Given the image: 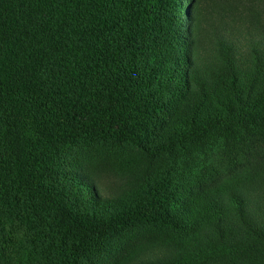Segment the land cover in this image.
<instances>
[{"label":"trees","instance_id":"trees-1","mask_svg":"<svg viewBox=\"0 0 264 264\" xmlns=\"http://www.w3.org/2000/svg\"><path fill=\"white\" fill-rule=\"evenodd\" d=\"M255 130L264 0H0V264H237L252 237L264 247L262 157L184 206L168 171L112 189L77 158L177 164Z\"/></svg>","mask_w":264,"mask_h":264},{"label":"rangeland","instance_id":"rangeland-1","mask_svg":"<svg viewBox=\"0 0 264 264\" xmlns=\"http://www.w3.org/2000/svg\"><path fill=\"white\" fill-rule=\"evenodd\" d=\"M183 22L186 27L190 26L185 16ZM216 90L222 91L221 87ZM178 156L180 159L177 164L165 160L152 162L136 150L123 147L109 149V146L104 145L87 148L80 153L77 160L87 174L101 175L103 183L112 189L118 188L112 180H119L123 188L130 190L140 185L148 175L156 176L168 171L177 186V204L191 205L198 196V191H208L206 190L208 184L214 183L217 189L223 183L233 181V178L244 176L245 172L242 171L244 168L254 170L258 164L263 163L260 157L264 159V130L240 131L236 134H227L225 137H211L198 147L179 152ZM260 166L263 165L258 167ZM193 175L199 178L198 183L194 185L193 182L190 183ZM216 179L219 183L215 182ZM223 201L226 205L229 202L225 197ZM231 214L235 219L238 216L234 211ZM234 220L227 221L230 223ZM234 225H238L240 232H244L240 223ZM204 228L216 235L213 227ZM226 231L235 234L231 228L228 230L226 227ZM255 240L257 239L252 237L250 242L244 243L241 250L244 249L245 253L237 257V264H264V247Z\"/></svg>","mask_w":264,"mask_h":264}]
</instances>
